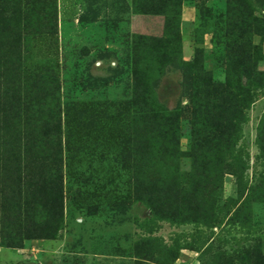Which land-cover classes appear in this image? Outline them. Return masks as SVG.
Instances as JSON below:
<instances>
[{
    "label": "rangeland",
    "instance_id": "obj_1",
    "mask_svg": "<svg viewBox=\"0 0 264 264\" xmlns=\"http://www.w3.org/2000/svg\"><path fill=\"white\" fill-rule=\"evenodd\" d=\"M0 132V264H264V0H0Z\"/></svg>",
    "mask_w": 264,
    "mask_h": 264
},
{
    "label": "trees",
    "instance_id": "obj_2",
    "mask_svg": "<svg viewBox=\"0 0 264 264\" xmlns=\"http://www.w3.org/2000/svg\"><path fill=\"white\" fill-rule=\"evenodd\" d=\"M9 99L5 102V105L3 107L4 110H6V109L8 110V108L9 109L11 108L10 106H11L12 101H10L11 102L10 103ZM4 116H9L10 119L13 120L10 115H6L5 114ZM5 121H8V117H5ZM60 121H61L60 117H54V118L51 119V121H50V125H51L50 130H51L52 134L54 135V137L52 139L49 138V136L45 137V141L48 142L49 145H50V148L48 146V154L51 153L53 156H55L56 153H57V140H58V153H59V155L61 154V147H60V143H59V137H57V135L59 136L60 132L58 130H56L57 125L60 124ZM22 123L23 122H21L20 120H18L16 122V125L19 127L18 128L19 130L17 132V135H15L13 137L14 139L12 138L11 143L14 141L13 143L15 145L16 144L20 145L23 139H24V141L25 140L26 141H30L31 143L36 142L37 139H38V133H39L38 128L36 129V127H35V128H32V130H30L31 132L33 131V134L32 133H28L26 131V129L23 130L24 128L23 129H21V128H22V126L24 127V125H29V124L34 125V126H38V123L34 122V121H32V122L31 121H25L23 124ZM42 132H44V130ZM173 140H174L173 139V134H171V135L168 134L166 142L172 144ZM5 142H6L5 141V135L0 132V156H4L5 160H7L9 162L10 160H13L15 158V156H14L13 151H12L11 148L3 147ZM213 143H216V142H213ZM175 146H176V148L178 147V143L177 142H175ZM199 149H200V147H199ZM204 151H209V150H204ZM199 152H202V149H200ZM13 162L15 163V161H13ZM199 165H200L199 163H195V166H197V167H195V170L199 167ZM216 165H217V163L213 164V167H216ZM216 168L218 169L217 172H216L218 178L220 179V181H223V168H224V166L222 167V163H220V164L217 165ZM230 168L236 170V174L234 175V177H235V179L237 181V184H239V186H240V183H241V181L244 178L243 168L239 167L237 164H235L234 166L231 165ZM47 171H48V173H51V175L53 177H56L57 174H58V169H54L53 165L51 167H48ZM209 172H210V170H209Z\"/></svg>",
    "mask_w": 264,
    "mask_h": 264
},
{
    "label": "crops",
    "instance_id": "obj_3",
    "mask_svg": "<svg viewBox=\"0 0 264 264\" xmlns=\"http://www.w3.org/2000/svg\"><path fill=\"white\" fill-rule=\"evenodd\" d=\"M142 23V22H141ZM132 24H133V22H132Z\"/></svg>",
    "mask_w": 264,
    "mask_h": 264
}]
</instances>
